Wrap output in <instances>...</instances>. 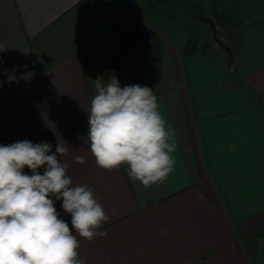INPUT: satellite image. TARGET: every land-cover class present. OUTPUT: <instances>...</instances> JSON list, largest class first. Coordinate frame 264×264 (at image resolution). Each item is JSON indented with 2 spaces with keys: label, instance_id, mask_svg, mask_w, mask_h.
<instances>
[{
  "label": "crops",
  "instance_id": "crops-1",
  "mask_svg": "<svg viewBox=\"0 0 264 264\" xmlns=\"http://www.w3.org/2000/svg\"><path fill=\"white\" fill-rule=\"evenodd\" d=\"M240 14L232 62L184 54L189 22L146 15L141 0H0V144L69 148L61 160L73 186L90 188L109 217L106 236L73 229L85 264H264V0H241ZM124 38L152 45L129 50ZM112 75L153 89L174 131L162 184L145 188L126 164L103 169L90 151L94 80Z\"/></svg>",
  "mask_w": 264,
  "mask_h": 264
},
{
  "label": "clouds",
  "instance_id": "clouds-1",
  "mask_svg": "<svg viewBox=\"0 0 264 264\" xmlns=\"http://www.w3.org/2000/svg\"><path fill=\"white\" fill-rule=\"evenodd\" d=\"M103 81L94 80L96 94L87 111L96 164L106 170L126 164L129 178L145 188L162 184L173 170L176 144L153 89L121 87L115 75ZM68 153L59 142L55 152L50 143L27 139L0 144V264H85L73 229L88 241L107 235L98 231L109 219L102 205L86 185L73 186L67 174L69 164L61 157ZM57 200L71 215V228L59 218Z\"/></svg>",
  "mask_w": 264,
  "mask_h": 264
},
{
  "label": "trees",
  "instance_id": "trees-1",
  "mask_svg": "<svg viewBox=\"0 0 264 264\" xmlns=\"http://www.w3.org/2000/svg\"><path fill=\"white\" fill-rule=\"evenodd\" d=\"M144 13L165 11L172 18L187 20L192 28L184 54L225 55L239 59L242 31L246 26L240 14L241 0H141ZM210 18L208 22L201 17ZM119 57V53L117 55ZM116 56V57H117ZM118 59V58H117ZM115 62V61H114ZM113 68L110 67V70Z\"/></svg>",
  "mask_w": 264,
  "mask_h": 264
},
{
  "label": "rangeland",
  "instance_id": "rangeland-1",
  "mask_svg": "<svg viewBox=\"0 0 264 264\" xmlns=\"http://www.w3.org/2000/svg\"><path fill=\"white\" fill-rule=\"evenodd\" d=\"M152 45V42L150 40H140V41H134L133 43H126V38H124V48L132 50H147ZM145 48V49H144ZM133 53H127V55H131Z\"/></svg>",
  "mask_w": 264,
  "mask_h": 264
},
{
  "label": "water",
  "instance_id": "water-1",
  "mask_svg": "<svg viewBox=\"0 0 264 264\" xmlns=\"http://www.w3.org/2000/svg\"><path fill=\"white\" fill-rule=\"evenodd\" d=\"M201 19L205 20V21H208V22H211L212 20L210 18H207V17H201Z\"/></svg>",
  "mask_w": 264,
  "mask_h": 264
}]
</instances>
